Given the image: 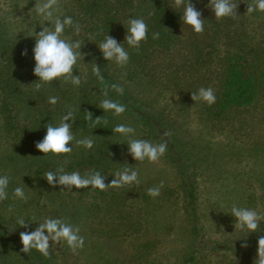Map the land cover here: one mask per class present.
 <instances>
[{
    "label": "trees",
    "instance_id": "trees-1",
    "mask_svg": "<svg viewBox=\"0 0 264 264\" xmlns=\"http://www.w3.org/2000/svg\"><path fill=\"white\" fill-rule=\"evenodd\" d=\"M236 2L238 5L235 18L225 17L217 20L212 10L207 7L209 0H192L204 19L205 30L202 34L195 33L190 25L181 21L183 9L176 8L173 0H75L69 11L63 15L71 16L74 22L81 25L79 35L74 33L73 27H65L63 35L69 39L81 42L93 40L97 45L109 33L118 42L123 43L130 55L128 64L120 67L116 75L101 68L109 86L117 83L124 88L123 95L108 88V98L126 105V111L121 118L108 114L103 109L92 110L91 101H85L76 90L70 88L69 91V88H66V97V90H63L64 100L71 102L75 107L78 106L74 112L77 121L75 130L79 129L82 133L75 137H91L94 140L91 150L75 145L71 160L62 162L64 171H79L92 165L90 171H107L104 175H108L110 183L117 170L133 168L134 158L128 152V139H123L120 134L112 131L117 124L133 126L142 137L144 135L146 140L154 144L166 141L168 147L163 156L175 169L178 185L166 186L160 194L166 199L174 194L181 198L184 212L190 219L189 232L194 241L199 239L200 235L199 226L195 223L197 218L199 219V171L205 162L204 159L211 153L212 146L210 141L202 137L200 139L190 136V142L181 135L176 125L177 117L188 114L189 105L193 102L198 114L196 116L207 122L213 133L214 129L220 128L221 132L230 135L233 140L248 145L251 152L264 154V12L248 14L247 4L251 3V0ZM129 17H143L148 25V38L141 43L138 51L130 48L124 41ZM154 32L160 33L159 39L152 38ZM10 37L14 39H9ZM6 40L10 41L13 47L27 45L28 49H33L35 44L34 36H13L4 26H0L1 47H6ZM97 49L99 50L98 46ZM94 58H98L96 64L102 67L103 56ZM90 77L94 90L98 91L104 87L92 72ZM138 79L144 82L154 97L174 95L175 101L170 107L169 104L155 106L144 102L145 100L137 97L131 89V83ZM200 87L214 89L217 97L214 104L209 106L202 100L195 102L191 98V93ZM1 91L3 92V89ZM98 97L100 96L95 98ZM93 104L95 105L94 101ZM146 106L149 109L145 108ZM86 111H90L93 118L101 116V123L96 125V128L93 129L89 122H86ZM172 111L173 115L170 113ZM14 112L17 111L8 107L0 108V127L4 134L20 135L25 145L35 146V142L44 137L42 134L37 135L40 117L36 124L28 122L23 125L25 119L19 121L17 113L14 115ZM254 130L255 134L252 132ZM166 132L170 135H165ZM25 156L26 154H23V159L28 165L39 163L38 166L33 165L37 175L42 176L48 171L55 172L59 167L53 159H47L54 156L52 154L44 155L35 151L33 157ZM25 168L24 164L20 166L21 171ZM247 180L248 187L250 182L260 181L258 188L263 190L260 189L259 193L254 190V194L249 193L247 196L251 198L255 195L259 202L261 200V204L264 203V180L260 177H249ZM150 187L153 185L138 189L134 183L120 188L110 187L107 192L93 188V194L104 192L107 196L100 202H93V206L89 208L90 216L99 221L101 226L91 230L92 233L99 237L133 240L143 238L144 244L147 245L155 242L154 239H145L149 237V232L153 233L155 226L151 223L152 217L155 216L150 217L154 205L153 198L147 194ZM41 194H38L39 197H42ZM40 201L37 200L36 204L46 210L48 197L45 195L43 202ZM233 205L232 203L230 206ZM258 229L261 230L256 234L259 237L264 235L263 224H260ZM258 236L251 238L254 239L252 252L244 255L245 261L240 264H254ZM14 245L17 251L27 259L34 260L36 264H54L50 257H44L35 249L24 253L18 244L14 242ZM193 260L194 256L189 254L182 264Z\"/></svg>",
    "mask_w": 264,
    "mask_h": 264
},
{
    "label": "rangeland",
    "instance_id": "rangeland-1",
    "mask_svg": "<svg viewBox=\"0 0 264 264\" xmlns=\"http://www.w3.org/2000/svg\"><path fill=\"white\" fill-rule=\"evenodd\" d=\"M74 1L60 0L55 16L62 18L64 13L72 7ZM34 5L35 0H0L1 28L4 26L13 36L22 34V36L29 37L34 31L37 33L41 31L43 23L44 26H50V22H44L43 18L35 13L32 9ZM63 38L69 39L64 35ZM9 39L13 40L14 37ZM6 42V47L0 46V108L8 107L17 111L14 115L17 113L19 121L22 118L25 119L23 125L28 122L36 124L40 117L41 122L37 126V135L44 136L45 124L48 122L57 124L69 107L74 112L78 109V106L75 107L71 102L64 100L63 97H66L68 90L66 88H69V91L70 88L73 91L76 90L85 101H91L92 110L101 109L98 105L104 96L100 90H94L92 87L94 83L90 74L91 65L94 62L97 63L98 60L94 57H102V53L99 52L93 40L82 41L83 43L80 41L82 44L80 51L84 53V57L78 60L73 72L74 75H80L82 78L79 87L65 83L61 78L44 85L39 91L35 90V84L39 81L33 73L35 61L32 49H28L27 45L13 47L10 41L6 40ZM24 49L28 50L26 56L21 55ZM101 68L116 75L120 67L104 59ZM131 84L133 93L137 97H142L144 102L150 105L169 104L170 107L176 99L174 95H166L163 98L154 97L141 79ZM63 90H66L64 96H62ZM97 95L100 97L95 98ZM50 96H57L58 103L50 104L48 102ZM189 106L188 114L177 117L176 125L179 133L190 142L192 140L190 136L194 138L197 136L200 139L202 137L210 141L212 146L211 153L204 159L205 162L201 166L198 177L199 219L197 218L195 223L200 229L199 239L194 241L191 237L190 219L184 212L181 198L176 196L178 194L167 199L162 196L163 194L153 198L154 205L152 212L150 211V217L155 216L151 221L155 226L153 233L149 232V237L145 239H154L155 242L147 245L144 244L143 238L133 240L132 238L97 236L91 230L101 226L99 221L93 220L90 216L89 208L93 206V202L103 200L107 196L106 193L93 194L91 186L76 189L75 186L64 188L59 184L49 185L44 174L37 175L33 170L36 168L33 165L38 166L39 163L33 162V165H28L23 159V154H26L25 158H31L35 155V151L39 150L35 146L25 145L20 135H5L0 127V175L7 174L11 177L8 186L9 198L0 202V264H36L34 260L27 259L17 251L14 242L22 248L20 232L33 231L47 216L63 218L66 222L79 226V234L85 239L83 249H78L75 254L63 241L53 245L52 241H49L50 258L54 264H182L189 254L194 256V260L187 264L243 263L244 255L252 252L253 240L255 236H258L256 232L261 229L248 233L246 229L242 231L238 227L235 228L236 218L230 213L232 208L230 205L233 203L239 207L255 209L264 216V203L261 204V200L259 202V199L254 197L255 195L251 198L247 196L249 193L254 194V190L255 193L263 190L258 188L260 181L250 182V187H248L247 178L260 177L264 180V154L251 152L248 150V145L233 140L230 135L221 132L220 128L214 129L213 133L209 124L196 116L198 114H196L193 102ZM145 108L149 109L147 106ZM170 113L173 115L174 111ZM108 114L113 115L111 112ZM121 116L117 117L121 118ZM74 121V123L68 122L73 123L72 131L75 136L82 132L79 129L75 130L77 122L75 118ZM135 130L133 138L145 139L144 135L142 137L141 133ZM252 132L255 134L256 131ZM120 136L123 139H129ZM75 145L72 143L69 146L73 149ZM72 152L59 156L54 155L47 159H53L56 165L64 167L62 162L71 160ZM133 161V169L138 170L139 173L138 189L149 184L153 187L158 186L161 181L164 182L162 188L178 185L176 171L165 156L160 157L155 163H150L148 160L133 159ZM22 164L26 166L24 171L20 170ZM90 168L92 165L79 169L81 176L89 174ZM101 171V174L106 177L105 183L107 184L108 175H104L107 171ZM118 171L120 170L116 172ZM17 186L24 188L28 196L26 202L12 198V190ZM45 195L48 197L46 201L48 207L43 210L36 202L37 200L43 202ZM158 208L161 210H157ZM19 217H23L29 223L28 229L17 224ZM260 224L264 227V221ZM245 242L248 245L246 248L241 246ZM257 248L258 246L255 249Z\"/></svg>",
    "mask_w": 264,
    "mask_h": 264
},
{
    "label": "clouds",
    "instance_id": "clouds-1",
    "mask_svg": "<svg viewBox=\"0 0 264 264\" xmlns=\"http://www.w3.org/2000/svg\"><path fill=\"white\" fill-rule=\"evenodd\" d=\"M176 8L183 9L181 21L184 24L190 25L192 30L197 34H202L205 30L204 19L202 18L201 11L197 10L192 0H173ZM60 0H35V5L32 8L35 13L43 18V21L50 22V26L41 25V31L33 32L35 37V44L32 49L34 54L33 58L35 66L33 73L38 77V83L35 84V90L39 91L44 85L51 84L54 80L63 78L65 83H70L75 87H79L82 83L80 75H74V69L78 60L84 57V53L80 51L81 42L79 40H71L63 38L65 27H73L74 33L79 35L81 25L79 22H74L71 16H55L59 8ZM236 0H209L207 7H209L217 20L231 17L235 18L237 14ZM247 13L264 12V0H251L247 4ZM55 16V18H54ZM126 34L124 41L127 45L138 51L141 43L148 38V25L143 17H129L127 21ZM160 33L154 32L152 38L159 39ZM102 56L107 61L114 62L117 66L125 67L129 60V52L125 49L122 42H118L109 33L104 36L103 40L97 44ZM28 50L24 49L21 55L26 56ZM93 75L100 81L104 87L100 90L104 99L100 101L98 107L104 112H111L113 115L119 116L126 111V105L119 101L108 98V88L117 92L119 95L124 94L122 85L112 83L110 86L105 81L101 72V67L95 62L91 69ZM191 98L196 102L202 100L209 106L216 102V94L211 87H200L196 92L191 93ZM59 98L57 96H50L48 102L50 104H57ZM86 122L93 129L96 125L101 123V116L93 118L90 111H86ZM74 110L68 108L61 116L57 124L46 123V133L42 140L35 142V147L44 155H62L70 154L73 149L69 146L74 141L77 146H82L91 150L94 146V140L91 137H83L77 139L73 134ZM107 123V121H104ZM114 133H118L124 137H128V152L136 161L148 160L150 163L157 162L167 150L168 144L166 141L157 144L152 143L150 140L133 138L135 128L131 125L117 124L112 129ZM165 135H170L166 132ZM48 184L55 186L56 184L64 186V188H97L101 191L107 190L109 187L120 188L125 185L139 184L138 170L125 167L121 171L114 174L115 178L110 183H105L106 177L100 171L93 170L85 176H81L80 172L72 171L66 172L64 168L58 167L55 172L48 171L43 175ZM11 177L7 174L0 175V202L9 198L8 186ZM164 182L161 181L158 186L150 187L147 189V194L155 198L160 195L161 188ZM12 198L27 201L28 196L25 194L22 186H17L12 190ZM231 215L236 218L235 228L247 230L248 233L256 232L260 226V222L264 221V216L258 213L255 209L239 207L233 205L231 208ZM17 224L20 227L28 229L29 223L23 218L17 219ZM45 232L47 234H45ZM80 227L74 226L66 222L63 218L45 217L42 222L33 231L20 232V241L23 245L21 251L29 253L33 249L41 253L44 257H50V243L59 244L64 242L69 249L75 254L78 249H83L85 239L80 234ZM257 256L254 264H264V235L258 238ZM242 247H247V243H243Z\"/></svg>",
    "mask_w": 264,
    "mask_h": 264
}]
</instances>
